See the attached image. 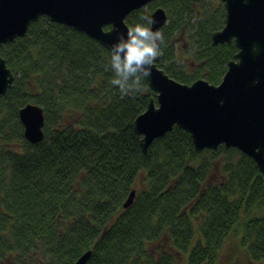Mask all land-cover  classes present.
Masks as SVG:
<instances>
[{
    "label": "trees",
    "instance_id": "trees-1",
    "mask_svg": "<svg viewBox=\"0 0 264 264\" xmlns=\"http://www.w3.org/2000/svg\"><path fill=\"white\" fill-rule=\"evenodd\" d=\"M158 6L168 21L157 66L181 83L218 85L238 51L212 44L221 0H155L126 24L149 28L141 18ZM110 49L46 16L1 46L14 79L0 96V264H74L88 250L86 264H217L231 241L247 264H264L257 165L234 147L196 151L177 126L143 153L134 121L156 93L145 78L122 96L106 69ZM27 103L44 112L37 144L18 118Z\"/></svg>",
    "mask_w": 264,
    "mask_h": 264
},
{
    "label": "water",
    "instance_id": "water-1",
    "mask_svg": "<svg viewBox=\"0 0 264 264\" xmlns=\"http://www.w3.org/2000/svg\"><path fill=\"white\" fill-rule=\"evenodd\" d=\"M155 0H0V48L24 37L31 23L46 16L85 32L110 48L127 34L126 17ZM225 21L212 33V44H231L238 51L228 63L218 85L205 79L191 84L178 82L163 69L152 66L146 78L156 93L146 110L134 121L146 153L149 145L174 126L187 131L196 151L215 150L220 145L234 147L251 158L264 175V0H221ZM149 28L160 31L167 24V11L156 7L150 14ZM106 27H109L106 29ZM14 79L6 60L0 56V96ZM18 118L24 138L31 144L41 142L45 119L42 107L27 103ZM136 195L131 190L123 203L129 208ZM92 250L83 253L74 264H86Z\"/></svg>",
    "mask_w": 264,
    "mask_h": 264
},
{
    "label": "clouds",
    "instance_id": "clouds-1",
    "mask_svg": "<svg viewBox=\"0 0 264 264\" xmlns=\"http://www.w3.org/2000/svg\"><path fill=\"white\" fill-rule=\"evenodd\" d=\"M141 19L148 20L147 17ZM164 41L160 31H152L140 24L128 27L126 38L120 36L111 46L109 64L106 69L113 73L110 83L118 86L122 96L142 90L141 81L151 76L156 59L162 54Z\"/></svg>",
    "mask_w": 264,
    "mask_h": 264
},
{
    "label": "rangeland",
    "instance_id": "rangeland-1",
    "mask_svg": "<svg viewBox=\"0 0 264 264\" xmlns=\"http://www.w3.org/2000/svg\"><path fill=\"white\" fill-rule=\"evenodd\" d=\"M181 42L182 41L180 39L177 40V43L181 44ZM180 264H184V260L180 262ZM217 264H247V263L246 261H244L243 251L241 249L240 251L237 250L235 243L231 241L230 243L228 242L224 244L222 254L219 255Z\"/></svg>",
    "mask_w": 264,
    "mask_h": 264
}]
</instances>
